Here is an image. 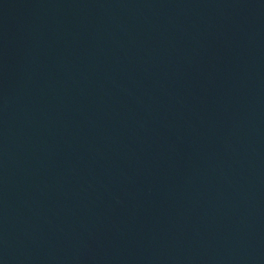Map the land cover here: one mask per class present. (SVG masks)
<instances>
[{
	"label": "water",
	"instance_id": "obj_1",
	"mask_svg": "<svg viewBox=\"0 0 264 264\" xmlns=\"http://www.w3.org/2000/svg\"><path fill=\"white\" fill-rule=\"evenodd\" d=\"M0 264H264V0H0Z\"/></svg>",
	"mask_w": 264,
	"mask_h": 264
}]
</instances>
